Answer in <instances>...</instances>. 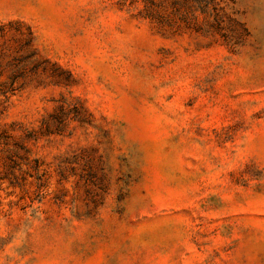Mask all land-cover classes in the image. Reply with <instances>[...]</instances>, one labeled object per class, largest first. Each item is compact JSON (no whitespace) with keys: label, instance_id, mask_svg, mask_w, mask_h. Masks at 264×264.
Wrapping results in <instances>:
<instances>
[{"label":"rangeland","instance_id":"374dc122","mask_svg":"<svg viewBox=\"0 0 264 264\" xmlns=\"http://www.w3.org/2000/svg\"><path fill=\"white\" fill-rule=\"evenodd\" d=\"M0 264H264V0H0Z\"/></svg>","mask_w":264,"mask_h":264},{"label":"trees","instance_id":"16d2710c","mask_svg":"<svg viewBox=\"0 0 264 264\" xmlns=\"http://www.w3.org/2000/svg\"><path fill=\"white\" fill-rule=\"evenodd\" d=\"M176 12H178V11H176V10H175V13H176ZM148 14H150V13H148ZM149 16H154V13H152V14H151V15H149Z\"/></svg>","mask_w":264,"mask_h":264}]
</instances>
